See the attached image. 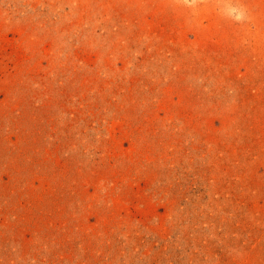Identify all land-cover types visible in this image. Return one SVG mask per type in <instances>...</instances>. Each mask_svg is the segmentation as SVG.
Here are the masks:
<instances>
[{
    "label": "rangeland",
    "instance_id": "rangeland-1",
    "mask_svg": "<svg viewBox=\"0 0 264 264\" xmlns=\"http://www.w3.org/2000/svg\"><path fill=\"white\" fill-rule=\"evenodd\" d=\"M0 264H264V0H0Z\"/></svg>",
    "mask_w": 264,
    "mask_h": 264
}]
</instances>
